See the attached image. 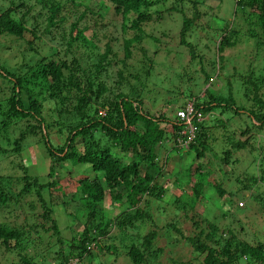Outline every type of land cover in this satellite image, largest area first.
Returning <instances> with one entry per match:
<instances>
[{
  "label": "rangeland",
  "instance_id": "rangeland-1",
  "mask_svg": "<svg viewBox=\"0 0 264 264\" xmlns=\"http://www.w3.org/2000/svg\"><path fill=\"white\" fill-rule=\"evenodd\" d=\"M84 3L89 10L82 15L78 27L86 28L84 34L87 37L94 31L95 45L77 48V44H74L70 47L71 55L77 57V54H82L85 58L86 54L92 53V59H88L90 64L95 61L93 56L102 52L107 43L111 47V54L120 59V14L115 13L106 0H85ZM162 4L161 10L164 11L172 6L168 8V13L163 11L167 21L163 20L159 24L148 21L142 26L144 32L159 36L155 45L147 38L142 42L155 72L150 81L141 87L143 109L149 111L150 115L174 119L175 109L184 101L207 102L209 92L224 91L228 83L233 86L231 95L234 97V105L251 107L252 94H248V97L243 95V87L236 76L249 68L256 71L264 67V44H260L255 51L253 39L248 36L249 29L254 28L248 20H255L245 11L240 13L235 8L236 0H166ZM8 5L7 0H0L1 9ZM63 10L62 14L66 19L50 28L48 34L43 32L45 23L41 22L40 17L36 21L29 17L28 27L30 24H37L33 31L35 37L28 32L20 37L0 36V63L11 71L22 74L41 59L64 58L62 44L67 37L69 23L77 18L78 10L71 5ZM184 17L193 21L185 38L190 43V48L179 43V29ZM232 29L236 31L234 44L223 47V51L218 52L219 41ZM160 31L167 36L161 37ZM154 49L157 51L152 55L151 51ZM113 66L116 69L120 63L112 64ZM263 85L260 84L257 95L264 102ZM7 93L8 88L0 85V97ZM213 110L208 113V118L204 114V120L207 118L205 126L200 131L198 140L189 149L172 148L169 130L160 139L162 146L158 147V143L153 146L156 154L153 161H156L157 169L153 170L152 182L159 184L162 190L158 197L152 196L146 202H138L139 204L129 207L124 195L116 200L105 188L102 199L90 202L94 209L92 217H89L91 208L84 206L85 200L76 197L79 192L76 180L82 176L92 180L98 175L97 172H93L88 165H71L63 161L54 166V175L50 178L47 176L48 157L41 153L43 148L37 136H29L18 152H12L11 142L17 136L18 129L10 126L5 133L1 131L0 150L5 151L0 153V174H8L11 179L19 177L22 174L20 167L23 165L40 181L52 180L55 185L50 190V196L42 194L46 204L52 208L47 221L39 217L42 208L35 195L26 194L19 199H12L0 208V223L26 231L18 248L5 249L0 246V264H24L20 262L21 257H25L28 264H57L59 261L54 260L57 258L55 251L60 244L56 235L62 240L64 251H67L72 238L88 223L86 221L95 229L98 223L105 224L106 234L97 236L95 243L90 242L88 248L91 254L89 257L83 255L79 264H133L124 258L121 246L130 242L139 244L141 237L154 228L153 225L158 230L154 241L150 243L151 247L145 251L144 258H149L154 263L171 264L181 261L194 264L190 259V248L183 239L194 231L196 225L199 226L198 229H207L210 228L207 225L211 224L222 236L230 235L252 244L264 241V124L253 127L251 120L242 112L233 113L219 108ZM100 111H103L101 107L96 106V115ZM29 122L33 123L31 120ZM159 126L164 127L165 122L160 121ZM140 130L137 129L138 132ZM50 132L55 136L54 131ZM64 133L60 142L65 139ZM51 140L57 143L56 138ZM239 144H242L241 148L237 147ZM77 147L80 149L79 145ZM111 151L117 153L123 164H129L134 159L129 152L120 153L118 147L111 148ZM225 152H228L227 155ZM144 168L145 163L142 162L137 168L140 176L143 175ZM187 169L191 177L188 183L184 179ZM193 169L199 175L195 176ZM197 178L203 183V188L197 198V205L189 210L190 206L185 204L181 194H190V185ZM99 180L105 186L102 177ZM213 185L222 189V196H218ZM19 187L17 185L12 189L16 192ZM61 202L64 204L60 205ZM29 204H33V209ZM50 220L57 229L56 235ZM117 221L124 224L117 225ZM169 222H174L176 229L167 228L166 224ZM41 224L44 229L40 227ZM97 241L102 247L113 244L117 249L112 255L107 254L106 250L98 249Z\"/></svg>",
  "mask_w": 264,
  "mask_h": 264
},
{
  "label": "trees",
  "instance_id": "trees-1",
  "mask_svg": "<svg viewBox=\"0 0 264 264\" xmlns=\"http://www.w3.org/2000/svg\"><path fill=\"white\" fill-rule=\"evenodd\" d=\"M7 1L9 5L0 8V36L2 37L11 35L20 37L25 32L35 37L33 31L37 28V24H30L28 27L29 17L32 21L40 17L41 22L45 23L43 32L48 34L50 28L66 19L62 13L67 5L78 10L77 18L69 23L68 34L62 44L64 58L41 59L34 64V67L29 66L22 74L15 73L0 63V85L8 88V93L0 97V132L5 133L10 126L18 129L17 136L11 142L13 145L11 151L18 152L29 136H37L43 148L41 153H45L48 157V177L52 178L54 166L63 161L71 165H88L93 172H97L98 175H95L92 180H88L85 176L76 180L79 186L76 197L84 199L86 202L84 206L91 208L90 212L88 211L89 217L94 216L91 200L102 199L105 188L108 194L116 200L124 195V200L129 207L143 201L146 202L152 196L158 197L162 190L159 184L152 182L154 181L153 170L157 169L156 161H153L156 155L153 152V146L157 143L158 147L162 146L160 139L169 130L172 137V148H174L173 139L179 129V123L162 115H150L149 111L143 109L140 98L141 87L150 81L155 72L151 58L146 55V48L142 42L147 38L151 40L152 45H155V40L158 42L159 36L144 32L142 26L148 21L158 24L163 20L167 21L164 10H161L162 3L166 0H106L111 4L113 11L120 14L122 18L119 26L122 57L115 58L110 52L111 47L106 43L105 49L93 56L95 61L90 64L88 59H92V53L86 54L83 58L82 54H77L76 57L71 55L70 51V47L74 44H77V48L80 46L94 47L95 45L94 31L87 37L84 34L86 28L78 27L82 15L89 10L84 3L85 0ZM168 8L164 12L168 13ZM235 8L240 13L245 11L250 18L255 20L254 22L251 19L248 20L254 26L249 29L248 36L253 39L255 51H257L260 44H264V0H236ZM20 10L23 12H19ZM192 25L193 21L184 17L179 29V43L185 44L188 48H190V43L185 38L189 33L187 29ZM160 36L166 37L167 35L160 31ZM235 36L236 31L229 30L227 36H223L219 41L217 51L222 52L223 47L232 46ZM156 51L157 49L152 50L151 54H155ZM110 54L111 57H109ZM118 62L120 66L114 69L112 64L115 65ZM236 77L239 78L237 81H240L243 87V95L248 97V94H252L251 107L234 105L231 83L224 87L227 95L223 90L211 91L207 102L193 100L194 107L202 114H207V118L208 113L213 112L214 108L233 113L242 112L251 120V126H262L264 124V102L259 99L257 89L260 84H264V67L256 71L249 68ZM35 89L36 92H34ZM95 105H99L104 114L100 115L98 112L99 115H96ZM30 120L33 123L29 122ZM205 120L198 124L194 142L200 137ZM160 121L165 122L164 127L159 126ZM18 122L21 123L17 125ZM139 128L141 130L138 132ZM51 130L54 131L55 136H52ZM63 133L65 139L60 142ZM50 135L51 138H56L57 143L52 142ZM5 138L9 140L6 135ZM238 146L241 148L242 144ZM113 147H118L120 153L129 152L134 159L129 164H123L117 153L111 151ZM4 151L0 150V153ZM227 153L225 152V155ZM222 160L226 161V159ZM142 162L145 163V168L143 175L140 176L137 168ZM20 170L22 174L12 179L8 174H0V208L6 206L12 199H19L26 194L35 195L42 208L39 217L47 221L52 208L46 204L42 194L50 196V190L55 182L40 181L37 176L29 173L26 166L22 165ZM189 172V169L185 170L184 179L187 183L191 181ZM193 172L195 176L199 175L194 169ZM99 177H102L105 186L101 185ZM17 185L20 187L15 192L12 188ZM212 187L218 196L223 195L219 186L213 185ZM201 188H203V183L197 178L190 185V194L182 192L181 196L185 204L190 206L189 210H193L197 205ZM70 196L72 197V194ZM61 204L64 203L61 202ZM32 205L29 204L31 209H33ZM182 208H184L183 205ZM86 222L88 223H85L83 230L72 238L67 251H64L63 242L56 235L57 229L53 223L55 238L60 244L59 249L55 251L57 258L54 260L59 261L57 264H67L72 256L76 259L75 264H79L83 255L84 257L90 256L91 252L88 248L90 242L95 243L97 236L106 234L105 224L98 223L95 229L89 221ZM118 222L121 221H117V225L124 224ZM42 226L43 224L40 225ZM207 226L210 228L198 229L199 226L196 225L194 231L183 239L190 248L189 254H192L190 259L194 261V264H264V241L248 243L230 235L222 236L221 232H216V227L211 224ZM153 227L141 237L139 244L130 242L124 247L121 246L124 258L133 264H162L144 258L145 251L151 247L150 243L158 230L156 225ZM166 227L176 229L174 222H169ZM91 229L95 231L91 233ZM177 231L180 230L177 229ZM25 233L23 228H13L0 223V246L5 249L18 248ZM96 246L98 249L106 250L110 255L117 249L113 244L102 247L98 241ZM20 262L28 264L25 257H21ZM171 264L185 263L174 261Z\"/></svg>",
  "mask_w": 264,
  "mask_h": 264
},
{
  "label": "built area",
  "instance_id": "built-area-1",
  "mask_svg": "<svg viewBox=\"0 0 264 264\" xmlns=\"http://www.w3.org/2000/svg\"><path fill=\"white\" fill-rule=\"evenodd\" d=\"M104 114L103 111L99 112ZM204 114L196 109L192 101H186L183 105L174 111V120L179 123L173 139L174 146L179 149H187L190 144L194 143L198 124L204 120ZM76 259H70L67 264H75Z\"/></svg>",
  "mask_w": 264,
  "mask_h": 264
},
{
  "label": "clouds",
  "instance_id": "clouds-1",
  "mask_svg": "<svg viewBox=\"0 0 264 264\" xmlns=\"http://www.w3.org/2000/svg\"><path fill=\"white\" fill-rule=\"evenodd\" d=\"M189 147H190V145H189ZM189 147L187 149H189ZM174 148H176V147H174ZM176 149H178V148H176ZM187 149H181V150H187Z\"/></svg>",
  "mask_w": 264,
  "mask_h": 264
}]
</instances>
